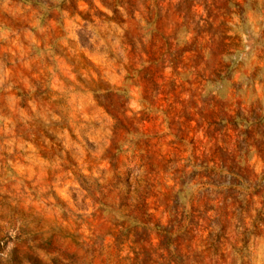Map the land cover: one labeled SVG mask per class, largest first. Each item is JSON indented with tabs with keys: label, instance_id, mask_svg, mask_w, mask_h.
<instances>
[{
	"label": "rangeland",
	"instance_id": "obj_1",
	"mask_svg": "<svg viewBox=\"0 0 264 264\" xmlns=\"http://www.w3.org/2000/svg\"><path fill=\"white\" fill-rule=\"evenodd\" d=\"M0 264H264V0H0Z\"/></svg>",
	"mask_w": 264,
	"mask_h": 264
}]
</instances>
